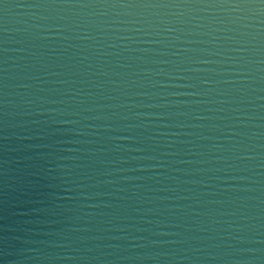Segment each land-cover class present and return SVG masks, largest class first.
I'll use <instances>...</instances> for the list:
<instances>
[{
	"label": "water",
	"instance_id": "water-1",
	"mask_svg": "<svg viewBox=\"0 0 264 264\" xmlns=\"http://www.w3.org/2000/svg\"><path fill=\"white\" fill-rule=\"evenodd\" d=\"M0 264H264V2L0 0Z\"/></svg>",
	"mask_w": 264,
	"mask_h": 264
},
{
	"label": "snow or ice",
	"instance_id": "snow-or-ice-1",
	"mask_svg": "<svg viewBox=\"0 0 264 264\" xmlns=\"http://www.w3.org/2000/svg\"><path fill=\"white\" fill-rule=\"evenodd\" d=\"M262 2H264V0H262Z\"/></svg>",
	"mask_w": 264,
	"mask_h": 264
}]
</instances>
